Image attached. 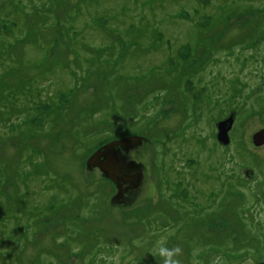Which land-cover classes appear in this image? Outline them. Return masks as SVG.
I'll return each mask as SVG.
<instances>
[{"label": "rangeland", "instance_id": "1", "mask_svg": "<svg viewBox=\"0 0 264 264\" xmlns=\"http://www.w3.org/2000/svg\"><path fill=\"white\" fill-rule=\"evenodd\" d=\"M0 14L17 23L0 30V45L35 41L17 43L13 56L0 50V108L16 112L0 124V181L13 212L17 200L27 209L55 203L44 218L0 221L3 234L32 224L3 264L47 260L42 251L30 256L45 231L34 220L56 225L62 243L72 234L68 264H163L160 243L182 249L180 264H264V145L252 139L264 128V0H0ZM86 57H104L92 83L79 80ZM20 80L45 85L43 101L13 103L9 90ZM76 84L67 120L55 123L47 112L66 96L51 103V92ZM231 112L224 145L217 123ZM30 116L39 119L17 133L13 125ZM127 137H141L130 146L134 187L112 200L115 183L86 159Z\"/></svg>", "mask_w": 264, "mask_h": 264}, {"label": "trees", "instance_id": "2", "mask_svg": "<svg viewBox=\"0 0 264 264\" xmlns=\"http://www.w3.org/2000/svg\"><path fill=\"white\" fill-rule=\"evenodd\" d=\"M2 5H4V4H2ZM222 14H223V12H221L219 14L220 18L222 17ZM1 18H2V20H1ZM213 18L216 19L215 16H213ZM9 20L11 21L13 19L9 18V16L2 17L0 14V30H2L3 32H6L8 30V28H11L12 26L17 24L16 22L12 23V21H11V23H7V21H9ZM208 25H210V24H208ZM29 31L32 32V30H30V29H29ZM72 32L73 31L70 32V30H69L67 32V35H69ZM7 34H9V32ZM32 40L33 39L29 40V38H24V40H20V41L11 43L9 40H8V42H6V40L4 39V42L0 45V50H3V51L9 50L10 51L9 53H7V52H5V53L11 54V55L16 54V53H14L13 50H15L19 47L17 43L20 42L21 43L20 47L23 48V46H25L26 42L27 43H28V41H30V43L35 42ZM192 51H193V49L190 47L189 48V54ZM97 56H98V54L95 55V57H97ZM92 57H94V56H92ZM186 58H188V57H186ZM96 59H99V61H100V60L104 59V57H98V58L86 57L85 62L87 63V65L84 66L82 64L80 67L81 72H84V73L86 72V73H85V75L80 76V79H79L80 82L86 81V82L92 83L90 81L91 80L90 75H92L93 69H96V67H94V65L96 63ZM165 64L168 66V62L167 63L165 62ZM12 65H13V63L6 64V65H3V68H4V66L7 68L8 66H12ZM1 67H2V64H1ZM152 69L155 70L156 67H153ZM14 71H16V70H14ZM74 74L78 75V74H80V71H77ZM97 78L100 79L99 77H97ZM3 80H4V78H3ZM173 81H174V79L171 80L169 83H166V84L173 85L172 84ZM188 81L190 82V81H192V79H189ZM31 83L32 82L28 83V82H25L23 80H20L19 82H17V84L15 86H13V88H11L9 90L8 95L13 100V103L17 98H19L20 96H24V95H26V97L28 96L29 100H31V101L33 100V102L43 101L42 95L46 94V90H47L45 85L41 86V84L37 83L35 85V87H32L30 85ZM3 89L4 88L2 86V91H1L2 97L5 96V90H3ZM77 93H78L77 84L75 87L72 86L71 88H69L68 91H66V92L62 91L59 94H58V92H54V91L51 92V94H50L51 96H49V100H50L49 102H51V103H55L56 97H62V95L66 96L65 104H62V105L52 104V105H50V109L47 112L48 114L51 112L50 114H52L54 116V122L55 123H57V118H59V117H62L64 122L67 120L66 115H67V112L70 111L68 107L71 106L70 102H74L73 96ZM52 95H56V96L52 97ZM44 98H45V96H44ZM67 104H68V106H67ZM12 106L13 105H11V107ZM11 107L9 108L5 104V106H2L0 108V110L7 108V109H5V113H3L4 115H0V124H1V122L3 125L8 124L9 122H14V120L13 119L10 120V118L16 112L11 113ZM34 108H36V110H38L40 112L43 111L42 107L34 106ZM16 116L19 118L20 114L18 113ZM36 118H38V117H35V116L27 117L26 119H24L22 121V124H24V126H22L20 124L13 125V127H14L13 129L14 130L17 129V133L24 134L27 132V130L25 129V124H27L31 121H34ZM16 120H18V119H16ZM41 122L45 125V121L42 120ZM121 124H122L121 127L125 130H127V128H129L131 125L130 121H127L125 119L123 120V122ZM80 130H81V128L79 129V131ZM60 136L61 135L59 133V135H57V138H59ZM76 141L79 142V139ZM81 141H82V139H80V142ZM0 154H1V151H0ZM27 158H28V156L25 159H27ZM24 173L27 175L28 172L26 170H24ZM6 182L9 183V180H6ZM2 187H4V183L0 181V189H2ZM9 187H7V188L4 187V189H3V192H5L7 194V196L11 198V200L9 201V203H10L9 206L6 205V208H4V202H0V204L2 203V207L0 208V214L2 215V216L0 215V221H2L3 224L4 223L15 224V221L19 219V217H17L16 214H19V216H21V215H24L23 213H25V212H30L29 214H39V215L42 214V217L45 215H50V214H47L48 213L47 208L55 207L54 201H51L47 205L42 204V207H37V205H35L33 208L29 207L27 209V203L22 202V200H17V202L13 203L14 208H15V212H13L12 208H11V203H12L14 197L8 193ZM33 194H35V193H33ZM6 214H14V216L6 215ZM71 216H74V215H71ZM71 216H69V217H71ZM12 218H14L15 220L13 222H9V220ZM65 218L67 219L68 217H65ZM4 220H6V222H4ZM69 220L71 222H75V219L72 217L69 218ZM19 224L21 226L24 225V223H19ZM34 224H35L36 228L38 226L37 232L42 231V229H44L45 231H42L41 232L42 234L37 238V241L34 244H32L31 246H29V247H33L30 251V256H32L34 254H39L42 251L43 253L46 254V256L48 258L46 261L40 260L39 263H37V264H52V263H54V264H68V260L66 259V257H67V255H70V253H71L70 249L72 246V243H71V240L73 237L72 234L71 233L68 234L67 243H62L63 240H61V233L53 230L56 227V225H54L51 228H48L50 222L39 223V222H36L35 220H34ZM31 225H32L31 223L26 224V226H27L26 232H22V229H18V231H16V229L18 227V226H16L15 229L11 232L4 233V234L0 233V264H3V261L6 258H8L9 256H11L12 254H13V257L18 255V253L21 249L17 248V246L19 244H21L22 240H24L25 238L28 237V234H29L28 229L31 227ZM41 225H43L42 229H41ZM52 231H54V232L51 234ZM73 233H75V231H73ZM50 234H51V238H49ZM4 241L7 242L6 243L7 245L3 244ZM35 247H37V248H35ZM34 249H35V251H33ZM79 255H81V254H79Z\"/></svg>", "mask_w": 264, "mask_h": 264}, {"label": "water", "instance_id": "3", "mask_svg": "<svg viewBox=\"0 0 264 264\" xmlns=\"http://www.w3.org/2000/svg\"><path fill=\"white\" fill-rule=\"evenodd\" d=\"M234 123V113H231L227 118L220 120L217 123V139L220 143L226 145L230 143V134L229 131L231 130ZM140 139V137H127L123 141H129V140H137ZM253 143L256 146L264 145V128L258 130L255 132L252 136ZM119 143L118 140L109 142L100 148H98L94 153H92L86 162V165L88 168L91 167H99L103 173L113 179V181L118 185V178L121 177V174L118 171V164L114 161L112 157H107L106 153L108 150H111L113 147H115ZM103 158H105L103 160ZM119 187V185H118Z\"/></svg>", "mask_w": 264, "mask_h": 264}, {"label": "flooded vegetation", "instance_id": "4", "mask_svg": "<svg viewBox=\"0 0 264 264\" xmlns=\"http://www.w3.org/2000/svg\"><path fill=\"white\" fill-rule=\"evenodd\" d=\"M131 145L132 140L126 142L120 140L115 147H113L111 150H108V152L106 153L107 157H112L114 161L118 164V171L121 174V177L118 178L119 194L115 195L114 199H127L128 195L126 193H130L129 190L134 187L132 181L135 173L131 168L134 165V160L129 159L130 154L134 152L132 151L134 149V146L131 150ZM104 159L105 158H103V160Z\"/></svg>", "mask_w": 264, "mask_h": 264}, {"label": "clouds", "instance_id": "5", "mask_svg": "<svg viewBox=\"0 0 264 264\" xmlns=\"http://www.w3.org/2000/svg\"><path fill=\"white\" fill-rule=\"evenodd\" d=\"M157 254L163 259V264H180L177 259L181 255L182 249L178 246L169 248L162 243L158 244Z\"/></svg>", "mask_w": 264, "mask_h": 264}]
</instances>
